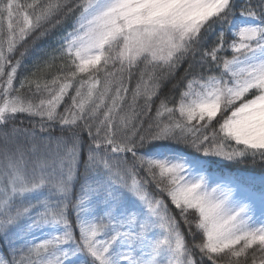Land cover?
I'll list each match as a JSON object with an SVG mask.
<instances>
[{"label":"snow or ice","instance_id":"1","mask_svg":"<svg viewBox=\"0 0 264 264\" xmlns=\"http://www.w3.org/2000/svg\"><path fill=\"white\" fill-rule=\"evenodd\" d=\"M208 157L264 162V0H0V264H264Z\"/></svg>","mask_w":264,"mask_h":264},{"label":"trees","instance_id":"2","mask_svg":"<svg viewBox=\"0 0 264 264\" xmlns=\"http://www.w3.org/2000/svg\"><path fill=\"white\" fill-rule=\"evenodd\" d=\"M21 3H30L31 0H20ZM72 23L71 18L64 24L58 26L54 29L48 36L36 40L34 44L31 43V39L29 42V52L25 60L26 69L31 70L33 65L45 56L46 52H50L51 49L57 45L60 36L64 33V31L70 28ZM25 73V70H21V75ZM19 81L17 80L16 83ZM164 92L167 93L168 89H164ZM22 94L27 95L26 90H22ZM31 99L35 100V97H31ZM62 110V109H61ZM25 119H27L25 117ZM27 126V125H25ZM60 133L57 131L55 135H59ZM31 145L29 143H25V149H29ZM52 148L55 149V145H52ZM41 151H45L43 145H41ZM207 163L205 167L208 169L209 175L219 176L220 178H231L238 181L247 182L248 186L252 188L253 191L260 193L264 191V162H261L259 158L253 162L250 158L247 162H229L226 160H222L216 157H208L206 158ZM83 170L81 169V172ZM79 190V185H76L74 191ZM71 219L74 221L75 216L73 215ZM183 227V225H182ZM187 229H185V232ZM189 241L191 238H188ZM250 252L252 250H249ZM250 264V261H249Z\"/></svg>","mask_w":264,"mask_h":264},{"label":"rangeland","instance_id":"3","mask_svg":"<svg viewBox=\"0 0 264 264\" xmlns=\"http://www.w3.org/2000/svg\"><path fill=\"white\" fill-rule=\"evenodd\" d=\"M224 178L220 179L217 176L210 175L209 184L210 187H214L217 182H221ZM253 216L256 221L264 220V204H261L257 200L253 207Z\"/></svg>","mask_w":264,"mask_h":264}]
</instances>
